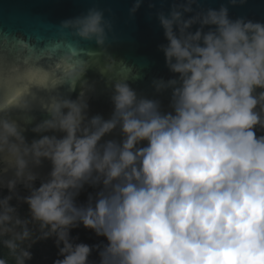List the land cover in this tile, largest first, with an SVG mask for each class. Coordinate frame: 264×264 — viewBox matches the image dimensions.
<instances>
[{
  "label": "clouds",
  "instance_id": "clouds-1",
  "mask_svg": "<svg viewBox=\"0 0 264 264\" xmlns=\"http://www.w3.org/2000/svg\"><path fill=\"white\" fill-rule=\"evenodd\" d=\"M194 3H174L167 15L158 14L168 41L160 48L178 74L155 82L158 91L173 90L169 113L122 80L114 83L107 120L89 118L82 98L59 92L66 82L87 86L79 40H95L104 50L111 22L95 6L62 21L61 37L74 39L56 52L19 38L12 39L14 54L0 51V171H13L10 192L19 182L29 189L22 199L31 221L39 223V239L54 236L63 257L53 264H90L92 246L70 235L80 223L108 241L100 264H264V135L255 131L264 128V91L256 92L264 89V23L233 20L225 5L185 18ZM194 24L200 25L195 32ZM205 26L215 27L205 32ZM106 59L111 71V57ZM38 105L48 118L32 131L62 136L27 141L13 113L28 114ZM117 128L120 142L100 143ZM44 159L51 171L33 187V168ZM85 184L102 187L78 206ZM11 199L0 198V233L21 223ZM29 235L25 224L16 239ZM4 243L17 247L15 239ZM31 256L22 250L18 264Z\"/></svg>",
  "mask_w": 264,
  "mask_h": 264
},
{
  "label": "water",
  "instance_id": "water-1",
  "mask_svg": "<svg viewBox=\"0 0 264 264\" xmlns=\"http://www.w3.org/2000/svg\"><path fill=\"white\" fill-rule=\"evenodd\" d=\"M186 2L187 0H141L139 8L132 12L136 0H0V51L11 50L14 54L12 39L19 38L37 50L48 45L45 51L56 52L59 47L63 48L64 42L74 39L67 34L61 37L62 21L85 14L89 8L95 6L103 10L105 19L111 22L104 50H101L95 40H79L80 56L88 61L87 70L82 77L87 86L82 87L79 82L73 86L66 82L59 87V92L73 100L82 98L88 105L89 118L100 115L107 120L114 111L111 99L114 83L122 80L136 91L138 97L158 101L162 113L173 112L172 88L158 91L155 87L157 81L163 80L166 83L178 77V74L169 70L160 48V45L167 44L168 41L158 14L163 12L167 15L174 3ZM221 5L227 6L228 15L233 20L243 17L264 23V0H244L243 3L238 0L236 4H232L230 0H196L192 5L193 12L184 13V17L189 18L197 11L209 8L219 9ZM199 27V24H194L190 31L195 32ZM214 27L205 26L204 31ZM5 39L7 43L4 42ZM56 54L58 57V52ZM106 56L111 57V71L105 67L109 63ZM260 91L264 89H256L257 93ZM13 118L20 123L28 142L42 135H63L61 132L32 131L35 124L48 118L43 106L38 105L28 114L13 113ZM260 128L257 126L255 130L264 129ZM122 139V133L117 128L102 137L100 143L109 140L120 142ZM146 145L147 141H144L139 147ZM51 167V162L47 159L35 166V181L46 180ZM12 176L11 169L0 171V177L4 180L0 188L8 189L7 180ZM22 185L25 184L17 183L15 190ZM101 187L102 185L85 184L77 197L83 199L86 205L89 197L94 198Z\"/></svg>",
  "mask_w": 264,
  "mask_h": 264
},
{
  "label": "flooded vegetation",
  "instance_id": "flooded-vegetation-1",
  "mask_svg": "<svg viewBox=\"0 0 264 264\" xmlns=\"http://www.w3.org/2000/svg\"><path fill=\"white\" fill-rule=\"evenodd\" d=\"M41 182L35 181L33 187H39ZM29 194V189L25 185L19 186L18 190H15L14 193L10 192L9 189L0 188V198L12 195L9 203L15 207V215L21 221V223L14 221L7 226L8 230L6 232L0 233V258L5 257L9 260V257L12 256L14 264H18L17 257L20 256L22 250L28 249L32 253V256L26 264H53L56 259H62L63 257L58 255L59 250L54 236L47 239H39L41 233L39 223L31 221L29 206L22 199ZM75 202L79 206L82 205L84 200H80L76 196ZM25 224L30 235L25 239H16L17 234L23 232ZM70 235L74 238L75 243H85L92 246V252L88 258L90 264H100L99 252L108 243L105 236L97 235L93 229L86 228L82 223L72 228ZM10 239L16 240L17 247L15 250L8 248L4 243V241Z\"/></svg>",
  "mask_w": 264,
  "mask_h": 264
},
{
  "label": "trees",
  "instance_id": "trees-1",
  "mask_svg": "<svg viewBox=\"0 0 264 264\" xmlns=\"http://www.w3.org/2000/svg\"><path fill=\"white\" fill-rule=\"evenodd\" d=\"M260 129H263V128H260ZM259 134L260 135H264V130H260ZM0 259H3L6 262V264H14V260H13L12 256L9 257V260H7L5 257L4 258H0Z\"/></svg>",
  "mask_w": 264,
  "mask_h": 264
},
{
  "label": "rangeland",
  "instance_id": "rangeland-1",
  "mask_svg": "<svg viewBox=\"0 0 264 264\" xmlns=\"http://www.w3.org/2000/svg\"><path fill=\"white\" fill-rule=\"evenodd\" d=\"M263 130H264V129H263ZM255 131H256V130H255ZM259 133H260V131H256V135H257V136H262V135H260Z\"/></svg>",
  "mask_w": 264,
  "mask_h": 264
},
{
  "label": "snow or ice",
  "instance_id": "snow-or-ice-1",
  "mask_svg": "<svg viewBox=\"0 0 264 264\" xmlns=\"http://www.w3.org/2000/svg\"><path fill=\"white\" fill-rule=\"evenodd\" d=\"M58 67H59V65H58Z\"/></svg>",
  "mask_w": 264,
  "mask_h": 264
}]
</instances>
